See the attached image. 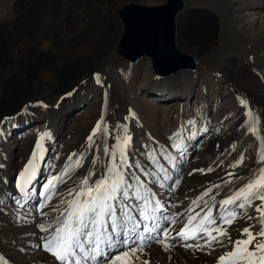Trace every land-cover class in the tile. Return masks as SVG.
Masks as SVG:
<instances>
[{"label": "rangeland", "instance_id": "obj_1", "mask_svg": "<svg viewBox=\"0 0 264 264\" xmlns=\"http://www.w3.org/2000/svg\"><path fill=\"white\" fill-rule=\"evenodd\" d=\"M164 1L21 0L15 3L13 10L17 13H13L11 7L16 0H0V180L7 176L10 188H19L21 177L33 173L32 168L25 173L30 163L34 168L41 167L39 175L45 174L42 182L46 181L47 177L53 178V181L55 177H62L61 181L54 182V193L45 190L44 194L43 183L39 184L35 190L34 206L27 209L29 214L23 217L27 220L32 218L34 227L39 230L40 224L54 225L60 211L65 207L61 200L70 199L67 196L69 189L77 188L85 177L90 181L92 178L104 176L111 167L112 153L125 151L122 143L125 138L124 131L117 120L121 105L126 106V113L128 111L129 134L140 132V143L146 138V145L150 146L151 151L155 145L157 147L162 144L164 147L170 141H175V137L181 133L184 136L191 135L195 127L196 131L201 133L200 122L203 117H206L208 129H212L214 116L209 112V107L217 104L215 92L218 91L223 102L224 99L230 98L234 104L230 109L227 108L228 118L217 129V135L228 134L232 127L242 121L241 113L236 112L239 111L242 100L252 113L247 125L252 123L251 119L259 117V123L255 125L259 133L251 131L250 142L243 153L238 150L240 141L235 143L233 153L239 158L238 161L243 156V162H237L236 167L238 165L246 168L245 164L255 151L256 140L261 138V135L264 136V60L255 59V56L261 57V49L256 47L255 50L242 30L243 25L249 26V19H246L243 25L238 24L237 18H232L230 0H196V4L190 5L191 7L179 17V45L187 53L201 59V68L198 72L195 71L196 73L189 72L196 74L193 82L181 73L172 76L177 77V92L172 96L175 97L178 107L169 105L168 101L173 99H165L167 90L158 91L152 80L143 82L141 66L144 62L152 65L151 60L145 58L131 65L116 55L115 46L121 34V23L116 13L121 4L136 2L154 5ZM254 1L260 2L264 7V0H237L234 7L241 8L254 4ZM261 14V27L256 29V25L250 28L256 29L253 34L264 40V14ZM47 21H50L51 25H47ZM117 61L125 62L133 71L122 70ZM151 74L153 76L152 66ZM85 78L83 86L91 89L94 98L91 95L84 107L76 104L66 120L56 118L50 109L58 108L62 97L74 92L80 80L84 81ZM153 79L156 78L153 76ZM117 84L121 86L122 91L121 105H117L113 99V96H116L114 93L117 92ZM109 85L113 88L110 89ZM40 96L44 99H40ZM151 99H154V103L149 102ZM74 101L78 102L77 99ZM205 111L207 113H204ZM158 119L166 124L165 130H161L163 133L160 131V134L155 135L153 132L156 127L151 126L153 131H149L151 134L147 135L145 128L155 124L158 126L162 122ZM38 123L40 126L37 134L24 138L28 131L23 130ZM98 123L100 130L96 131ZM60 126L64 131L62 134L57 130ZM11 129L13 133L10 132ZM94 131L96 134L93 136ZM40 135H45V146L48 148L44 157L39 153L40 147L32 149ZM140 146L142 147L143 143ZM185 148L177 147L176 157L183 159L188 152ZM200 150L198 145L188 154L187 161L177 172L179 179L186 180L189 174L186 167L188 163L193 165L195 160H198L197 153ZM227 155L226 150H223L222 156L218 157V164H223V167L225 165V168L231 163ZM77 159L81 161L80 166L71 168L70 173L65 175ZM138 159L135 156L131 163H143ZM46 167L48 169L44 172L42 169ZM127 169L124 170L126 179L136 181L137 176L130 173L129 167ZM198 178L193 176V183L188 189L196 188V185H193ZM204 188L210 189V186L205 184ZM171 193L176 195V189L171 190ZM46 196L51 199L46 200ZM2 203L0 202V253L10 256L23 253L26 244L29 245L27 251H30L31 247L32 251L29 253H34V256L44 253L43 238L49 233L41 231L39 238L33 239L29 236L25 243L22 242L8 230L9 224L16 225L12 220L18 211L12 210L11 207L3 211L7 202ZM57 205L59 210L54 211ZM171 208L166 212L168 215L172 213ZM50 231H54V228ZM184 243L185 241L180 239L176 243L177 256L180 258L188 254L198 259L197 264H202L206 256L213 255L207 248L195 250L184 247ZM152 244L150 239L144 249L150 248ZM122 248L123 246L120 247ZM113 254L115 249L110 251L107 258Z\"/></svg>", "mask_w": 264, "mask_h": 264}, {"label": "bare ground", "instance_id": "obj_2", "mask_svg": "<svg viewBox=\"0 0 264 264\" xmlns=\"http://www.w3.org/2000/svg\"><path fill=\"white\" fill-rule=\"evenodd\" d=\"M230 1L231 2L229 4V7L231 8L230 10L232 11L231 13L232 18L233 19L237 18L236 22L238 24L243 25L246 19H249L248 21L250 22L248 24L249 26L243 25L242 30L247 35V38L251 42L252 47L255 50H256V47L261 49V57L255 56V59L261 58V60H264V49H263L264 40L262 39L263 40L262 41L260 36L253 34V32L257 28L261 27V26L259 27V25H261L263 22L262 21L263 15L261 14V13L264 14V7L262 6L263 4L261 5L260 2L258 3L254 1V4H250V5L248 4L246 6H242L241 8H239L238 6L234 7V3L237 0H230ZM189 2H190V5L192 6L196 2V0H189ZM244 11H246V13H244ZM222 22L224 23V21ZM256 25H258V27H256ZM250 27L251 28L256 27V29L252 30ZM117 63L118 65L120 64L119 67L121 66L122 70L127 71V72L133 71V68L127 65L125 62L117 61ZM141 67H142L141 70L143 72V77H142L143 82L152 80L153 85L154 86L157 85L156 88L158 91L162 92V91L167 90V93L164 94L165 99L166 98L173 99L171 101H168V103H170L169 105L172 104L173 106H176L177 103L175 102V97H173L172 95L173 94L176 95V92H177L175 89L176 88L175 83H176L177 77L175 78L171 77L170 79H166V80L153 79V76L151 74L150 63L144 62ZM200 68H201V63H200L199 69ZM184 73L185 74H192V73H189V71H186V72H182L181 74H183L182 75L183 77L190 78L192 82L194 81L196 74L184 75ZM193 73H196V72L194 71ZM85 80L86 78L84 79V81L83 79L80 80L81 82H79V84L76 86V89L74 88L75 91L74 92L70 91L71 92L70 95L68 94L62 97V102L58 108L50 109V111L56 116V118L60 117L61 119L66 120L69 117L72 108L76 104H80V106L84 107L87 104V102L91 99V95L93 94V92L88 86H83V84H85L84 83ZM109 88L112 89L113 87L109 85ZM120 89H121V86L117 84V87H116L117 92L114 93L116 94V96L114 94H113L114 96L112 95L117 105H121L123 103V100L121 98L122 91ZM215 93H216L215 97L217 100V104L215 103V105H212L209 107V112L214 116V118H212L214 119L212 129H208V125L205 123L206 117L205 118L203 117L200 122L201 133L196 131V127H195L191 135L184 136L181 133L180 135L175 137V141H170V142L168 141L169 143L164 147L162 146V144H159L157 147L155 145V147L152 148L153 149L152 151L150 150V146L146 145V141H145L146 138L144 140L142 139L143 146L142 147L140 146V144L142 145V143H140L141 141L140 132L137 134H135V132H133L132 134H129L130 132L129 124L130 123H129L128 111L126 113L125 105L119 106L120 109H118L119 111L117 110L118 111L117 113L118 123L123 128V131H124L123 133L125 135L124 137L126 136L131 137V141L125 150V155L127 158V165H131L130 173H133L134 175L139 177V181H141L143 185L141 186L137 182L136 177H135L136 181H129L133 185V188L129 190V196L134 197L135 190L139 189L140 194L142 196L147 197L148 204L146 207V214L149 215L150 217V220L147 222L140 220L139 210L145 207L143 201H139L136 199H129V200L124 201V203L128 204L131 207L132 209L131 215H133L137 221H140V224H141V227L138 233L133 234L132 232H129V235L132 237L133 240L136 239L135 236L139 235L140 233H143V225L145 223H147L149 229H156V230H163V231L165 229H169L170 235L175 236L176 233L182 227L185 226L189 215L196 216L197 213L203 214L209 208L213 209L214 215H219L220 202L228 198L229 196L233 195L238 189L243 187L248 181L252 180L254 178V173H258L260 167L264 168V164L260 163L261 149L264 148V144H262V141H264L263 135H261V138L259 137L256 140L255 149H254L255 151L251 155L248 162L245 164L246 168L238 166V165L236 167V163L238 162V159H239L236 157V154L233 153V148L235 146L236 141H240V146L238 147V150L240 153H243L244 152L243 150H245L248 147V144L250 142L249 139L251 138V134H250L251 124L247 125L248 118H249L248 113H249L250 108L245 107L244 105L240 104L238 107L239 111H236V112L241 113L240 115H242L243 117L242 121L237 126L232 127L230 131L228 132V134H224L221 136L217 135L218 134L217 129L221 126L222 122L228 118L227 108H229L234 103H233V100L230 98L224 99V102H223V100L219 98L220 96L219 91ZM39 98L42 100L44 99V97L42 96H40ZM75 99H77L78 101L77 103H75L74 101ZM149 102L154 103V99H151ZM127 105L129 106V103H127ZM180 113L181 111L179 112V114ZM204 113H207V112L205 111ZM204 113L203 115H205ZM115 117L116 116H114V118ZM262 119L264 120V113H263ZM158 120L162 121L160 124H158V126L157 124H155V125H149L150 127L145 128V133L147 135L151 134L149 132L151 131V126L156 127L155 131L153 132L155 135L160 134L161 130H165L166 124L163 123L164 121L160 119ZM39 126L40 125L38 123L32 127H28L27 129L23 130L24 132L28 131L27 133H25L26 136L24 138L36 135L38 132ZM57 130L61 132V134L64 132L62 126H60ZM256 131L258 132V130ZM42 137L43 139H41ZM24 138H21V140L23 141ZM37 139L38 140H36L37 141L36 145L34 144L35 147H32V149L33 148L39 149L37 145H40V151L39 150L38 151L39 153H42V156L44 157L47 155L46 151L48 150V148L45 146V135H40L38 136ZM18 140L19 139H16V141ZM198 145L201 147V150L197 153L199 154L198 160L196 159L193 165H190L188 163V166L186 167V169L188 170L189 174L186 177V180H184L183 178L179 179V177L177 176V172L179 171L181 166L187 161V158L189 156L188 154H191L192 150L194 148H197ZM179 146H182V148L186 147L188 151L184 155L183 159H181L179 156L176 157L175 155V150ZM223 150H226L228 154L227 157L229 158V160H231L230 161L231 163L230 164L228 163L226 168H225V165L223 167L222 166L223 164L222 165L218 164V157L220 158L222 156ZM135 156L136 158L141 159L143 163L136 162L135 164H132L131 161ZM119 160H120V153H117L116 162L119 163ZM221 160L223 161V159ZM40 164H41V160L39 161L38 165L40 166ZM127 165H122L121 166L122 170L127 169L128 167ZM40 168L41 167H39L38 169L34 168L33 173L31 174V181H30L29 186L25 185V191L28 193V195H24L21 192L20 187L17 189L10 188L7 176H4L0 180L2 184L0 185V193H2L0 194V202L1 203L3 202L2 204L7 202L6 204L7 208L4 206L3 211L4 210L7 211L8 207H11L12 210L14 209L15 211H18L16 213V216L12 220V222L14 221L16 225L9 224L10 227H8L9 228L8 230L12 233V235L19 237L21 241L24 243L27 241L29 236L35 239V238H39L38 235H40L41 233V230L34 227L32 218L28 220L23 218L25 215L29 214V211L27 209L34 206L33 204L35 200L34 199L35 190L40 186L39 184L43 183L42 190L44 191V194H45L46 193L45 190H47L46 186L49 185L50 181H53V178L47 177L46 181L43 180L42 182L41 179L43 176H45V174H43L42 176L39 175ZM47 169L48 168L46 167L42 170H44L45 172L47 171ZM197 171L199 172L195 174ZM193 176H198L199 178L194 182V185H193L194 187L196 185V188L194 190L192 189L190 190L188 188L193 183V180H194ZM165 177H169L170 179H166ZM98 179H99L98 177H95V178H92L89 182L91 183ZM142 179H145V181L143 182ZM22 184H23V180H22V183H20V185ZM205 184L210 186V189L204 188ZM173 189H176L177 191L176 195L175 194L173 195L171 193V190ZM205 192H208L209 194L205 196L204 195ZM44 194L42 193V195ZM202 196H203V200H200ZM157 200L160 201L159 207L156 204ZM193 201H199L200 206L196 207L193 204ZM238 203L239 201L237 202V204ZM260 203L261 201L255 200L251 207H248L244 210L237 209V211L240 213V216L235 220V222L230 227L226 226L228 234L231 236L232 241L246 238V237L241 236V230L246 227L254 226L252 227V231L254 233L259 230L260 224H259L258 219L256 218L248 219L247 216L259 217L260 214L256 212L255 209ZM169 207H172L170 209L172 210V213L170 215L166 213V212H169ZM19 209H22V210L19 211ZM153 209H155V212H153ZM244 212H247V216L243 215ZM117 215L118 216L121 215L119 212V209H117ZM164 217H167V219H163ZM199 219H200V216H197V221ZM132 223H133L132 221H128L126 223V227L131 228ZM219 223L220 221L217 220V224ZM157 224L160 225L158 229L156 228ZM193 224L195 225L196 221H193ZM109 231H111L110 227H109ZM155 234H153V236H155ZM189 234H191V228H190ZM121 239H123L122 231H121ZM221 239L224 240L223 246L214 243L213 248L205 247L209 249V251H212L213 255L206 256V259L203 261L202 264H217L218 257L232 250L231 244L229 243L228 238L221 237ZM193 241L195 240H188L186 243L195 245L197 241L192 243ZM151 242L153 244L150 246V248L144 249L143 254L140 253L139 251H137L135 255L129 253V255L126 257L122 256L120 260L115 262V264H143L144 260H147L149 264H197L198 263L197 262L198 259H195L189 256L188 254L181 256L182 258L177 256L176 243L178 242V239L172 241V243L174 244V247L170 248L167 251L164 250V247L161 244L156 243L153 239H151ZM144 243L145 245L149 244L150 238H145ZM199 244L203 245L204 240L200 239ZM28 246H29L28 244L25 245V248L23 249V253H19V254L16 253L11 256L5 253L4 255L0 253V257H2L4 261H7V264H59V261H57V259L53 255H51L50 253H47L45 250H44L45 251L44 253L42 252L40 253V255L34 256V253H29L32 251L31 247L29 249L30 251H27L26 248ZM100 247L102 249V254L97 257L96 261H92L91 259H89L87 261V264H107V261L111 260L112 257L116 256L118 253H122L125 251L124 247L120 249V247L122 246L119 244H117L114 248H109L105 244L102 243ZM251 247L252 246L250 245L249 250H251ZM182 248L183 247L181 246V249ZM205 248H203L202 250H204ZM113 249H115V254H113L112 257L107 258L109 256L110 251H112ZM192 249L196 250L195 247H192ZM135 256H139L140 259L136 260ZM0 264H3V261H0Z\"/></svg>", "mask_w": 264, "mask_h": 264}, {"label": "snow or ice", "instance_id": "obj_3", "mask_svg": "<svg viewBox=\"0 0 264 264\" xmlns=\"http://www.w3.org/2000/svg\"><path fill=\"white\" fill-rule=\"evenodd\" d=\"M96 78L99 83V75ZM241 104L247 107L245 101L242 100ZM248 114L250 117L252 116L251 109H249ZM258 123L259 117L252 119L250 130L254 133L256 132L255 125ZM99 130L100 124L98 123L96 131ZM96 131L93 132V136ZM89 140H92V136L89 137ZM130 141V136L123 138L122 143L125 150ZM262 144H264V141H262ZM37 147L39 148L40 145H37ZM33 159H35V155ZM242 162L243 156H241L238 164ZM80 163V159H77L69 170L65 172V175L70 173L71 168L79 167ZM260 163L264 164V148L261 149ZM122 165H127L125 151L122 150L120 152L119 163L116 162V154L112 153L111 167H109L103 177L91 183L85 177L77 188L68 190L67 196L70 199L61 200V204L65 205V207L63 211H60L54 225H39L42 232L49 233L43 238L44 250L53 255L59 261V264H87L89 259L96 261L97 257L102 254L100 247L102 243L109 248H114L117 244L125 248L124 252L118 253L107 261V264H115L122 256L126 257L129 253L135 255L139 251L143 254L145 234H148L149 238L156 243L161 244L165 251L174 247L172 241L176 239L185 241L183 246L186 248L195 247L198 250H202L205 247L213 248L214 243L223 246L224 240L221 237H227L232 250L218 257L217 264H264V168H261L258 173H254V178L233 195L220 202L219 215H214L212 208H209L203 214L189 215L185 226L175 236L170 235L169 229H165L162 232L156 231V229H149L147 223H145L143 225V233L137 235L136 239L133 240L129 232L138 233L141 224L140 221H137L131 215V207L124 201L129 199L143 201L145 207L139 210L140 220L147 222L150 220L149 215L146 214L148 200L146 196L140 194L139 189L135 190L134 197L129 196V190L133 188V185L126 179L124 170L121 168ZM127 166L131 167V165ZM29 168L34 170L33 164H29L28 168L25 169V173H28ZM165 178L170 179L169 177ZM21 179L23 184L20 185V190L24 195H28L25 191V185L30 184L31 174L22 176ZM136 179L143 186L142 182L139 181V177ZM61 180L62 177H55L54 181H50L49 185L46 186L47 190L54 193V182ZM208 194V192L204 193L205 196ZM50 199V196H46V200ZM200 200H203V196ZM255 200L261 201L255 209L260 216H247V212H244L243 215L247 216L248 219H258L259 230L254 233L252 231L254 226L246 227L241 230V236L246 238L232 241L227 227H230L240 216L237 209L244 210L251 207ZM238 201L239 203L237 204ZM156 204L159 207L160 201L157 200ZM193 204L196 207L200 206L199 201H193ZM43 207L44 205L41 206V208ZM117 209H119L120 216L117 215ZM53 210L58 211L59 205ZM153 212H155V209H153ZM197 216H200L198 221ZM163 219H167V217ZM217 220L220 221L219 224H217ZM128 221L133 222L131 228L126 227ZM193 221H196L195 225ZM109 227L111 231H109ZM159 227L160 225L157 224L156 228L158 229ZM53 228L54 231H50ZM190 228L191 234H189ZM121 231L123 239H121ZM153 231L156 232L155 236L151 235ZM200 239L204 240L203 245L199 244ZM188 240H195L197 243L195 245L186 243ZM250 245L252 246L251 250H249ZM135 259L139 260L140 257L135 256ZM0 261H3V264H7V261H4L2 257H0ZM143 264H149V262L144 260Z\"/></svg>", "mask_w": 264, "mask_h": 264}, {"label": "water", "instance_id": "obj_4", "mask_svg": "<svg viewBox=\"0 0 264 264\" xmlns=\"http://www.w3.org/2000/svg\"><path fill=\"white\" fill-rule=\"evenodd\" d=\"M190 7L189 0L121 4L116 13L121 23L116 55L131 65L148 58L156 79L197 71L201 59L184 51L178 41L179 17Z\"/></svg>", "mask_w": 264, "mask_h": 264}, {"label": "flooded vegetation", "instance_id": "obj_5", "mask_svg": "<svg viewBox=\"0 0 264 264\" xmlns=\"http://www.w3.org/2000/svg\"><path fill=\"white\" fill-rule=\"evenodd\" d=\"M19 1H21V0H16V2H14V4H13V7H11L13 13H17V12L15 11V9L13 10V8L15 7V3L19 2ZM16 7H17V6H16ZM33 12L35 13V9H34ZM46 24H47V25H51V22H50V21H47ZM35 44H36V43H35Z\"/></svg>", "mask_w": 264, "mask_h": 264}]
</instances>
